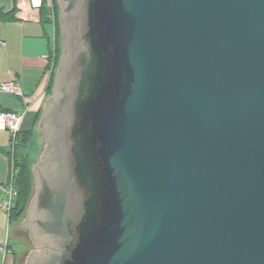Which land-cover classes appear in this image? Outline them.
I'll return each mask as SVG.
<instances>
[{
	"label": "water",
	"instance_id": "water-1",
	"mask_svg": "<svg viewBox=\"0 0 264 264\" xmlns=\"http://www.w3.org/2000/svg\"><path fill=\"white\" fill-rule=\"evenodd\" d=\"M61 2L30 264H264V0Z\"/></svg>",
	"mask_w": 264,
	"mask_h": 264
},
{
	"label": "crops",
	"instance_id": "crops-1",
	"mask_svg": "<svg viewBox=\"0 0 264 264\" xmlns=\"http://www.w3.org/2000/svg\"><path fill=\"white\" fill-rule=\"evenodd\" d=\"M34 8L30 0H0V83L20 80L25 100L0 91V110H14L23 115L20 128H30L50 96L48 87L55 53L51 49L54 31L49 18L50 1ZM11 134L0 131V147L9 149ZM9 154L0 150V248L5 245L11 224L9 213L2 206L8 198L6 186L12 176ZM12 256V264L15 256ZM9 264V262L7 263Z\"/></svg>",
	"mask_w": 264,
	"mask_h": 264
},
{
	"label": "trees",
	"instance_id": "trees-1",
	"mask_svg": "<svg viewBox=\"0 0 264 264\" xmlns=\"http://www.w3.org/2000/svg\"><path fill=\"white\" fill-rule=\"evenodd\" d=\"M45 0L44 5L45 6ZM49 11L52 9L56 13L57 23V49L54 57L53 70L51 72L50 84L48 92L51 95L53 92V85L55 80L56 71L60 64V57L62 54V33L60 25V6L58 0H53L48 7ZM4 17L5 14L0 11V18ZM42 111H40L34 120L33 125L30 128H20L16 136V143L14 146H10L9 149L0 150L5 151L9 154L10 162H12V176L10 182L13 184L14 189L17 191L16 197L13 199V206L9 213L10 221H18L25 217L26 211L30 205L34 194V175L33 166L29 161V154L27 149L29 148L30 140L34 137L37 132L38 123L40 121ZM15 264V263H14Z\"/></svg>",
	"mask_w": 264,
	"mask_h": 264
},
{
	"label": "built area",
	"instance_id": "built-area-1",
	"mask_svg": "<svg viewBox=\"0 0 264 264\" xmlns=\"http://www.w3.org/2000/svg\"><path fill=\"white\" fill-rule=\"evenodd\" d=\"M52 3L53 0H49ZM31 6L34 8H42L44 5V0H30ZM49 18L53 21L54 31L51 39V49L55 53L57 49V21H56V13L52 9L49 13ZM55 57V56H54ZM52 68L54 64V59L52 61ZM0 91L5 92L6 94H11L13 96H17L21 99L25 100V92L22 87L20 80H11L0 83ZM23 115L14 110H0V131H9L11 134L10 146H14L16 143V136L20 130V126L22 123ZM6 192L8 193V198L4 200L2 206L10 213L11 208L13 206V199L17 195V191L14 189L13 184L10 182L8 186H6ZM8 257V247L7 245H3L0 248V264H7Z\"/></svg>",
	"mask_w": 264,
	"mask_h": 264
},
{
	"label": "rangeland",
	"instance_id": "rangeland-1",
	"mask_svg": "<svg viewBox=\"0 0 264 264\" xmlns=\"http://www.w3.org/2000/svg\"><path fill=\"white\" fill-rule=\"evenodd\" d=\"M58 4L60 6V12H61V8H62L61 0H58ZM46 145H47V141H46L45 135L39 131V128H37V132L34 135V137L30 140L29 148L27 149L28 154H29V161L33 167H34V165H36L40 161V159L43 155V152L46 148ZM34 188H35V184H34ZM33 196H34V194H33ZM28 209H29V207H28ZM28 209H27L25 217H23V219L18 220V221H11V224H9L8 235L6 234V237L4 240V244L7 245V247H8L7 262H9V264H12V256L11 255H13V257L15 256V259H16L15 264H21V263L26 261V259L28 258L27 256H29V253L31 251V250L29 251L28 249L24 248V246L21 242V241H24L25 238L31 239L30 234H29V230H25L23 227L24 225L22 223L24 218H25V220L27 219L26 215H28ZM16 229L21 231V233H19L21 237L16 236V233H15ZM22 229H24V230H22ZM22 236L24 237V239L22 238ZM31 241H32V239H31Z\"/></svg>",
	"mask_w": 264,
	"mask_h": 264
},
{
	"label": "flooded vegetation",
	"instance_id": "flooded-vegetation-1",
	"mask_svg": "<svg viewBox=\"0 0 264 264\" xmlns=\"http://www.w3.org/2000/svg\"><path fill=\"white\" fill-rule=\"evenodd\" d=\"M46 141H47V138H46ZM36 194H37V185L35 183L34 195H36ZM24 220H25V218H24ZM24 220L22 221V223L24 225L23 227H24L25 230H29V234H30V237H31L32 241H31L30 238H28V239L25 238L24 239V237L22 236V238L24 239V241H21V242H22L24 248L28 249L29 251L31 250V251L29 253V256H27L28 258L26 259V261L23 262V263H21V264H30V261L33 259V257L35 255H38L42 251L40 249L41 248L40 247V243H39L38 239L36 238V236H35V234H34V232L32 230L31 224L29 223L28 220H25V221ZM24 229H22V230H24ZM17 230L18 229H16V231H15L16 236L21 237L20 234H19V233H21V231H19V230L17 231Z\"/></svg>",
	"mask_w": 264,
	"mask_h": 264
}]
</instances>
